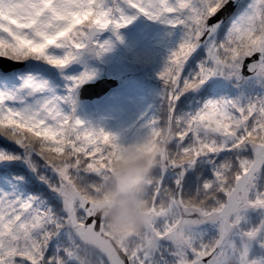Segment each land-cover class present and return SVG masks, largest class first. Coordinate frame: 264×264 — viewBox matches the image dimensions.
<instances>
[{"label": "snow or ice", "instance_id": "snow-or-ice-1", "mask_svg": "<svg viewBox=\"0 0 264 264\" xmlns=\"http://www.w3.org/2000/svg\"><path fill=\"white\" fill-rule=\"evenodd\" d=\"M139 15L179 39L124 145L75 116L76 89ZM0 58L24 66L0 64V264H264V0H0Z\"/></svg>", "mask_w": 264, "mask_h": 264}, {"label": "rangeland", "instance_id": "rangeland-1", "mask_svg": "<svg viewBox=\"0 0 264 264\" xmlns=\"http://www.w3.org/2000/svg\"><path fill=\"white\" fill-rule=\"evenodd\" d=\"M118 31L122 40H116L110 28L99 36L101 40L112 41L109 51L98 58L89 55L83 57L89 67L96 70L95 76L85 83L103 77L122 76L125 77L124 83L93 101L78 100L80 85L76 89L74 114L86 125L103 128L115 134L119 143L127 145L147 132L146 122L155 116L151 101L160 97L162 86H157L153 80L162 69L169 49L178 41L179 33L168 35L169 30L165 25L148 20L143 15L137 16ZM126 52L138 54V59L131 60ZM82 69L83 65L78 63L66 73L77 75ZM54 82L59 85L58 91L63 92L65 82L59 77Z\"/></svg>", "mask_w": 264, "mask_h": 264}, {"label": "clouds", "instance_id": "clouds-1", "mask_svg": "<svg viewBox=\"0 0 264 264\" xmlns=\"http://www.w3.org/2000/svg\"><path fill=\"white\" fill-rule=\"evenodd\" d=\"M144 163L143 160L138 162L137 166H142ZM137 166H126V165H121L120 166V173L122 175H133L136 176L137 172L135 171V167ZM141 178L139 180V182L137 183L136 187L134 188L133 192L128 194L127 196L124 195H117L116 196V205L113 206L110 209H104L101 210V214L105 215L107 218V223L109 224H116L118 226V222L124 212V208H125V203L127 204L128 207L131 206V201L134 197L138 196V195H142L143 191H144V181L147 178V173H141L140 174ZM109 188L112 192H116L115 186L114 184L109 185ZM136 226L139 227L142 224V221L140 220V218H136L135 220Z\"/></svg>", "mask_w": 264, "mask_h": 264}, {"label": "water", "instance_id": "water-1", "mask_svg": "<svg viewBox=\"0 0 264 264\" xmlns=\"http://www.w3.org/2000/svg\"><path fill=\"white\" fill-rule=\"evenodd\" d=\"M101 34V33H100ZM99 34V35H100ZM91 55V54H88ZM78 62L71 63L66 69L73 67ZM0 64L4 67L15 70L23 67V65H17L14 62L7 61L4 58H0ZM124 78H100L91 83L83 84L79 89V100H93L106 94L112 88L118 87L122 84Z\"/></svg>", "mask_w": 264, "mask_h": 264}, {"label": "trees", "instance_id": "trees-1", "mask_svg": "<svg viewBox=\"0 0 264 264\" xmlns=\"http://www.w3.org/2000/svg\"><path fill=\"white\" fill-rule=\"evenodd\" d=\"M128 55H131L130 53H128ZM155 97V96H154ZM155 100V99H154ZM151 101L154 105H152L153 107H154V111H153V114L155 115V116H158V115H160V112H159V109H160V107H161V97H160V99H158V98H156V100L155 101ZM154 116V117H155Z\"/></svg>", "mask_w": 264, "mask_h": 264}]
</instances>
